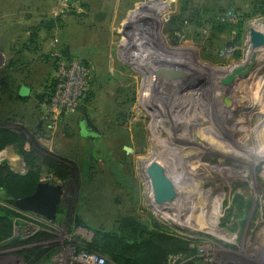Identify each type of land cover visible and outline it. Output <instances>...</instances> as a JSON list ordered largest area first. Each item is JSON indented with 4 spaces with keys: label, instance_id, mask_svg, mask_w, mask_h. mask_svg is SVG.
<instances>
[{
    "label": "rangeland",
    "instance_id": "374dc122",
    "mask_svg": "<svg viewBox=\"0 0 264 264\" xmlns=\"http://www.w3.org/2000/svg\"><path fill=\"white\" fill-rule=\"evenodd\" d=\"M252 32L264 0H0V264H264ZM50 164L61 217L19 209Z\"/></svg>",
    "mask_w": 264,
    "mask_h": 264
},
{
    "label": "water",
    "instance_id": "95a60500",
    "mask_svg": "<svg viewBox=\"0 0 264 264\" xmlns=\"http://www.w3.org/2000/svg\"><path fill=\"white\" fill-rule=\"evenodd\" d=\"M261 42H264V36L258 33H251V43L254 47H257ZM83 129L82 135H88L94 133L97 135V130L93 127L88 117L84 114L82 121H80ZM3 177H5L4 168ZM158 193V188L156 189ZM62 196V188L60 186H52L46 183H39L33 194L21 198L15 202V205L20 209H29L34 214L43 216L45 218H51L56 212V206L58 205Z\"/></svg>",
    "mask_w": 264,
    "mask_h": 264
},
{
    "label": "trees",
    "instance_id": "16d2710c",
    "mask_svg": "<svg viewBox=\"0 0 264 264\" xmlns=\"http://www.w3.org/2000/svg\"><path fill=\"white\" fill-rule=\"evenodd\" d=\"M92 145H91L92 148L96 146L95 144L93 146ZM18 152H19V155L22 157L23 161L25 162V164L30 166L32 163L31 155L23 151L21 148L18 150ZM49 166L50 168H53L55 177L59 181L60 185L63 187L64 193H68L70 190V185L65 182L68 176L67 169L63 166L57 167L53 164H50ZM9 177L11 178V175L8 174V178H5L4 182H7L8 180H10ZM14 196H16V199L20 198V197H17V195H14ZM10 215L11 214L9 212L0 209V234L3 235V237H7L10 231V226H11ZM60 215H62L61 211L57 213V217H61Z\"/></svg>",
    "mask_w": 264,
    "mask_h": 264
},
{
    "label": "built area",
    "instance_id": "2783aa9c",
    "mask_svg": "<svg viewBox=\"0 0 264 264\" xmlns=\"http://www.w3.org/2000/svg\"><path fill=\"white\" fill-rule=\"evenodd\" d=\"M82 264H102V260L92 255H84Z\"/></svg>",
    "mask_w": 264,
    "mask_h": 264
},
{
    "label": "flooded vegetation",
    "instance_id": "af4514ba",
    "mask_svg": "<svg viewBox=\"0 0 264 264\" xmlns=\"http://www.w3.org/2000/svg\"><path fill=\"white\" fill-rule=\"evenodd\" d=\"M78 126H79V131L82 133V131H83V129H82V127H81V124H80V122H79V124H78ZM96 137V136H95ZM2 172H3V170H2ZM2 177H3V175H2ZM4 179V178H3ZM61 188H62V196H61V198H60V201H59V203H58V205L56 206V211H57V209H58V206L60 205V203L62 202V200L64 199V189H63V187L61 186V185H59ZM36 188V187H35ZM35 190V189H34ZM34 192V191H33ZM33 193H31L30 195H32ZM30 195H28V196H30ZM24 198V197H23ZM20 209V208H19ZM21 210H23V209H21ZM58 212H55V214H57Z\"/></svg>",
    "mask_w": 264,
    "mask_h": 264
},
{
    "label": "bare ground",
    "instance_id": "6f19581e",
    "mask_svg": "<svg viewBox=\"0 0 264 264\" xmlns=\"http://www.w3.org/2000/svg\"><path fill=\"white\" fill-rule=\"evenodd\" d=\"M249 49H250V48H249ZM247 50H248V49H247ZM248 54H250V53H248ZM250 56H251V54H250ZM248 58H249V56H248ZM249 60H250V59H249ZM227 75H228V74H227ZM232 85H233V84H232ZM231 87H232V86H231ZM231 87H230V88H231ZM230 88H229V89H230ZM212 103H213V102H212ZM177 191H178V190H177Z\"/></svg>",
    "mask_w": 264,
    "mask_h": 264
}]
</instances>
